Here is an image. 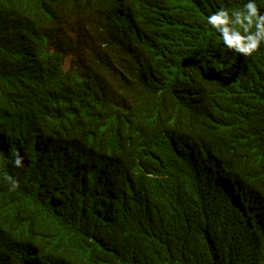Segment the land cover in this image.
Here are the masks:
<instances>
[{
    "label": "trees",
    "instance_id": "16d2710c",
    "mask_svg": "<svg viewBox=\"0 0 264 264\" xmlns=\"http://www.w3.org/2000/svg\"><path fill=\"white\" fill-rule=\"evenodd\" d=\"M247 2L0 0V264H264V44L207 23Z\"/></svg>",
    "mask_w": 264,
    "mask_h": 264
},
{
    "label": "clouds",
    "instance_id": "9594fccd",
    "mask_svg": "<svg viewBox=\"0 0 264 264\" xmlns=\"http://www.w3.org/2000/svg\"><path fill=\"white\" fill-rule=\"evenodd\" d=\"M207 23L222 37L223 44L230 51L250 57L264 44V8L254 0H248L243 8L221 9L207 17ZM15 167L23 166V157L17 151ZM10 191L19 188V181L5 175Z\"/></svg>",
    "mask_w": 264,
    "mask_h": 264
},
{
    "label": "rangeland",
    "instance_id": "374dc122",
    "mask_svg": "<svg viewBox=\"0 0 264 264\" xmlns=\"http://www.w3.org/2000/svg\"><path fill=\"white\" fill-rule=\"evenodd\" d=\"M95 18V11L92 9L79 15H73L69 18L67 30L74 36L75 39L94 43L98 40L97 35L99 34L95 28ZM73 63H75L74 59L72 56H69L66 60L65 67H68ZM109 80L110 82L112 80L111 74L109 75Z\"/></svg>",
    "mask_w": 264,
    "mask_h": 264
}]
</instances>
